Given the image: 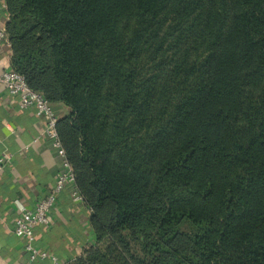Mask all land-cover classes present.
Wrapping results in <instances>:
<instances>
[{
	"label": "trees",
	"instance_id": "obj_1",
	"mask_svg": "<svg viewBox=\"0 0 264 264\" xmlns=\"http://www.w3.org/2000/svg\"><path fill=\"white\" fill-rule=\"evenodd\" d=\"M6 4L12 69L70 110L96 236L71 264H264V0ZM163 23L171 62L143 76Z\"/></svg>",
	"mask_w": 264,
	"mask_h": 264
},
{
	"label": "crops",
	"instance_id": "obj_2",
	"mask_svg": "<svg viewBox=\"0 0 264 264\" xmlns=\"http://www.w3.org/2000/svg\"><path fill=\"white\" fill-rule=\"evenodd\" d=\"M8 20V12L0 9V26ZM11 57L10 44L0 41V74L12 68ZM54 108L58 117L70 111L61 103ZM44 126L45 119L34 106L22 109L19 97L0 85V156H6L0 170V264H71L96 242L92 209L72 199V184L57 194L50 223L35 227V246L56 260H31L25 240L14 232V220L20 213L17 202L33 208L52 190L64 169Z\"/></svg>",
	"mask_w": 264,
	"mask_h": 264
},
{
	"label": "built area",
	"instance_id": "obj_3",
	"mask_svg": "<svg viewBox=\"0 0 264 264\" xmlns=\"http://www.w3.org/2000/svg\"><path fill=\"white\" fill-rule=\"evenodd\" d=\"M0 9L7 11L6 0H0ZM0 41L8 44L9 40L6 34V25L0 26ZM0 85L4 86L12 95H16L20 99V107L22 109L34 106L38 115L45 119L44 134L51 139L53 147L57 150L63 171L57 176L56 182L52 190L43 198H41L33 208H26L20 202L18 203L19 215L14 220V232L19 238L25 240V250L29 253L31 260L45 259L51 257L56 260L55 256H50L47 252L38 249L35 246V227L38 225H47L51 221V215L57 201V194L67 185L72 184V199L75 201H84V197L79 192L75 184V174L70 165L64 147L60 141L57 122L58 114L52 103L45 95L37 90L32 89L23 74L14 69L4 70L0 74ZM5 155L0 156V170L4 166Z\"/></svg>",
	"mask_w": 264,
	"mask_h": 264
},
{
	"label": "rangeland",
	"instance_id": "obj_4",
	"mask_svg": "<svg viewBox=\"0 0 264 264\" xmlns=\"http://www.w3.org/2000/svg\"><path fill=\"white\" fill-rule=\"evenodd\" d=\"M226 8L229 10L230 6L226 5ZM132 25L133 23L124 22L122 35L127 36V30ZM166 30V23H163V25L155 31L154 37L143 47L139 57L135 60L143 76L155 74L163 70L166 65L171 62L170 49H166L167 42L170 40V37L166 35ZM243 129V125H240L239 130L242 131Z\"/></svg>",
	"mask_w": 264,
	"mask_h": 264
}]
</instances>
